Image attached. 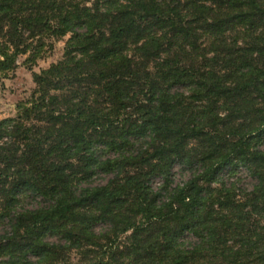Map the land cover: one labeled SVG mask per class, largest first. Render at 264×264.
<instances>
[{
    "label": "trees",
    "instance_id": "16d2710c",
    "mask_svg": "<svg viewBox=\"0 0 264 264\" xmlns=\"http://www.w3.org/2000/svg\"><path fill=\"white\" fill-rule=\"evenodd\" d=\"M64 38L0 119V264H264V0H0V75Z\"/></svg>",
    "mask_w": 264,
    "mask_h": 264
},
{
    "label": "rangeland",
    "instance_id": "374dc122",
    "mask_svg": "<svg viewBox=\"0 0 264 264\" xmlns=\"http://www.w3.org/2000/svg\"><path fill=\"white\" fill-rule=\"evenodd\" d=\"M66 38L56 41L53 44L52 50L48 51L45 49V53L35 64L25 61L27 56H20L17 59L14 70L9 71L6 75L3 73L0 75V119L15 115L17 102L26 98L34 87L32 73L39 72L41 69L48 67L51 63L61 58ZM173 174L175 182L173 184L182 183L191 177V170H189L188 167L175 165ZM223 177L228 178V182H235L236 185L247 190H249L253 184L252 178L243 167L219 171L217 179ZM217 179L212 184L214 187L219 185ZM104 182L105 180L103 177H97L94 183L103 184ZM153 185L156 186L157 183ZM36 206V203L30 201L26 207L34 208ZM5 229H7V227L0 225V234H2ZM185 239L191 240L192 238L191 236H187Z\"/></svg>",
    "mask_w": 264,
    "mask_h": 264
},
{
    "label": "built area",
    "instance_id": "2783aa9c",
    "mask_svg": "<svg viewBox=\"0 0 264 264\" xmlns=\"http://www.w3.org/2000/svg\"><path fill=\"white\" fill-rule=\"evenodd\" d=\"M158 182H159V179H158V178H156V179H154V180H153V182H152V183H153V184H154V183H157V184H158Z\"/></svg>",
    "mask_w": 264,
    "mask_h": 264
}]
</instances>
